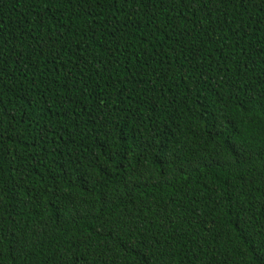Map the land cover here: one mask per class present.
Masks as SVG:
<instances>
[{"label": "trees", "instance_id": "obj_1", "mask_svg": "<svg viewBox=\"0 0 264 264\" xmlns=\"http://www.w3.org/2000/svg\"><path fill=\"white\" fill-rule=\"evenodd\" d=\"M0 264H264V0H0Z\"/></svg>", "mask_w": 264, "mask_h": 264}]
</instances>
